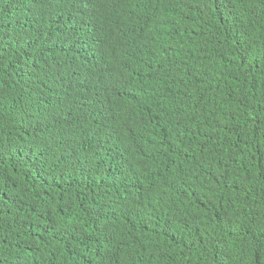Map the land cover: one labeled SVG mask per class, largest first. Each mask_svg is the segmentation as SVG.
Instances as JSON below:
<instances>
[{
    "label": "clouds",
    "instance_id": "9594fccd",
    "mask_svg": "<svg viewBox=\"0 0 264 264\" xmlns=\"http://www.w3.org/2000/svg\"><path fill=\"white\" fill-rule=\"evenodd\" d=\"M0 53V117L17 115L27 168L0 187V264L216 261L224 201L247 167L252 193L264 183V94L232 66L264 79V0H0ZM77 113L84 140L58 131ZM54 117L26 140L23 122Z\"/></svg>",
    "mask_w": 264,
    "mask_h": 264
},
{
    "label": "trees",
    "instance_id": "16d2710c",
    "mask_svg": "<svg viewBox=\"0 0 264 264\" xmlns=\"http://www.w3.org/2000/svg\"><path fill=\"white\" fill-rule=\"evenodd\" d=\"M104 15L103 18H106ZM104 20V19H103ZM228 44L234 51H238L242 46L241 39L243 37L236 31H229ZM16 56L25 57L21 52H10L9 59ZM3 54L0 53V83L4 78L1 62ZM45 61V59H42ZM234 68L240 72L246 73L252 83L256 86V90L260 94H264V79L256 73L251 66L246 65L240 58L232 62ZM258 109L254 107L251 112L253 119L258 116L264 117V103ZM17 115H9L0 117V187L3 190H12L21 177H24L27 168L21 165L20 158L25 150L26 144L21 142L16 143L17 137L13 133L12 126L15 123ZM49 120H40L37 122H23L22 131L26 135L28 142H34L44 135H48V127L55 120H60V117H54ZM60 127L58 131L67 130L71 136L84 140L88 131V116L87 114H68L61 117ZM252 122L248 120L242 126L243 135L247 129L252 127ZM261 137L252 139L247 147L255 142H259ZM234 142V138H232ZM235 145V144H234ZM259 146H251L246 149L249 154H252ZM262 162L264 164V149L262 151ZM58 162V161H57ZM244 187L239 195L229 200L224 201L223 207L226 209V219L224 221H214L212 223L216 228H222L224 225L231 231V236L225 245L224 251L218 255L216 261L211 264H264V183L258 187L253 193V170L247 167L246 175L243 178ZM120 213V210H118ZM214 216H212L213 218ZM29 239L37 240L36 236H28ZM164 256L163 252L156 248L152 250V258L161 260ZM173 264V263H170Z\"/></svg>",
    "mask_w": 264,
    "mask_h": 264
}]
</instances>
